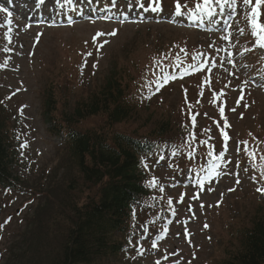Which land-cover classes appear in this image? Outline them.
I'll return each mask as SVG.
<instances>
[{
  "label": "rangeland",
  "instance_id": "1",
  "mask_svg": "<svg viewBox=\"0 0 264 264\" xmlns=\"http://www.w3.org/2000/svg\"><path fill=\"white\" fill-rule=\"evenodd\" d=\"M2 1L0 9L6 11H0V117L17 143L22 187L33 188V181L48 175L50 192L44 201V196L24 189L0 190V264H14L11 250L38 218L50 227L54 220L51 229L57 228L61 220L56 205L63 196L68 198L62 192L67 176L57 167L63 151L60 138L50 136L42 121L43 90L47 86L55 90L54 115L59 117L65 102L70 111L78 97L96 91L113 65L126 67L136 81L126 86L135 98L139 120L169 119L178 144L167 145L163 156L149 157L144 165L154 193L153 207L148 214H136L132 234L136 240L126 247V263L221 264L231 257L238 249V231L249 225L257 208L264 209V194L257 192L264 188L259 168L264 164L260 160L264 155V48L251 35L245 16L250 10L243 8L241 0L231 16L223 0L219 5L213 2L214 17L191 14L183 7V14L176 15L177 0H162L158 12L151 10L157 6L155 0H44L42 4L7 0L12 8ZM195 2L179 0L189 9ZM96 11L102 13L77 16ZM260 12L259 22L264 23V6ZM49 14L61 20L54 23ZM225 29L231 32L228 40L222 39L228 35ZM113 31L115 36L108 35ZM146 103L144 111L141 107ZM139 120L114 128L133 130ZM102 123L103 118H88L80 130ZM222 132L229 136L227 142ZM190 135H194L191 141ZM243 141L255 151V161L244 151ZM24 142L28 146L21 148ZM222 151L223 159H217ZM213 165H219L215 172ZM153 178L156 187L150 186ZM75 181L80 189L78 202L94 193L92 188L84 190L79 177ZM50 236L46 243L54 249L51 242L56 247L58 237L53 241ZM47 260L44 257L39 263Z\"/></svg>",
  "mask_w": 264,
  "mask_h": 264
},
{
  "label": "trees",
  "instance_id": "2",
  "mask_svg": "<svg viewBox=\"0 0 264 264\" xmlns=\"http://www.w3.org/2000/svg\"><path fill=\"white\" fill-rule=\"evenodd\" d=\"M135 82L126 67L113 65L96 91L78 97L70 111L69 102H65L59 117L54 115L55 90L48 86L43 90L42 121L50 136L62 138L63 151L57 167H62L67 176L62 192L69 200L63 196L56 205L55 212L61 220L57 228L51 229L56 225L54 220L50 227L48 221L38 218L32 229L29 225L24 235H19L18 244L11 250L14 264H41L44 257L48 260L43 264H127L126 247L134 242L138 207L145 208L140 209L142 213L153 207L150 200L154 193L148 187L141 156L159 153L165 144H177L169 119L154 121L151 116L139 120L136 116L138 107L126 86ZM147 106L144 104L142 110L147 111ZM95 117L103 118L101 127L80 130L83 120ZM135 119L140 124L133 130L114 128ZM142 129L147 132L140 133ZM16 144L8 134L5 118L0 117V190L24 189L30 195L44 196L46 201L50 192L48 175L33 181V188L22 187ZM69 169L73 172L68 173ZM77 177L84 190L94 191L82 202H78ZM41 209L38 206L40 212ZM250 216L249 225L238 231L237 251L221 264H264V209L257 208ZM50 234L53 241L58 237L56 247L51 242L54 249L46 243ZM14 239L11 243H15Z\"/></svg>",
  "mask_w": 264,
  "mask_h": 264
},
{
  "label": "snow or ice",
  "instance_id": "3",
  "mask_svg": "<svg viewBox=\"0 0 264 264\" xmlns=\"http://www.w3.org/2000/svg\"><path fill=\"white\" fill-rule=\"evenodd\" d=\"M39 2L42 4L44 2V0H39ZM137 2H139V0H137ZM213 2H215L217 5H219L221 3V0H203V2H199V0H196L194 7L189 9L187 4H184L183 6L179 3V0H177V3L175 5V14L176 15H182V7L184 9H186L187 11H189L191 14H203L206 17H214L216 15L214 8L212 7ZM242 2V6L244 9L246 10H250V11H246L245 12V16L247 17V20L249 22V24L251 25V35L253 37L256 38V44L259 45L261 48H264V23H260L259 22V17L261 15L260 9L262 6H264V0H255V2H253V0H241ZM155 3L157 6L155 7H151V10L153 12H158V11H162V0H155ZM223 3L226 4L228 6V8L230 9L229 12V16H231L232 14H234L237 10V0H223ZM140 7H144V5L141 3ZM0 11H6L5 9H0ZM221 11H223V8H221ZM231 26H229L230 28ZM225 31H228V29H225ZM240 34L242 35L244 30L240 29ZM117 33L116 31H113L111 33H109L108 35H113L115 36ZM231 36V32L228 31V35L223 36L222 39L223 40H228ZM105 43H107V41H105ZM100 47H103V45H101ZM211 47V45H210ZM247 51V49H246ZM87 55H92V53H88ZM243 55V54H242ZM229 63H233L232 60L228 61ZM85 64H86V60H85ZM97 65H93V67H96ZM235 66V65H234ZM241 67H246V65H241ZM81 71H83V68L81 69ZM230 75L232 73H229ZM165 80H167V77H165ZM245 85L248 83L247 81L244 82ZM241 92L243 93V89H241ZM243 98V97H241ZM237 104H239V101H237ZM245 107H247V105H245ZM232 111H235V109H232ZM221 112V116L223 117L224 114V109L221 108L220 109ZM23 113L21 112V115ZM195 121V117H193V122ZM225 125H227V120L225 118ZM223 138L224 141L227 142L229 140V136L227 135V133H223ZM194 139V135H190L189 140H193ZM201 143H207V141H201ZM245 145L244 151L247 153V155L253 160H256V155H255V151L254 150H250L248 148V141H243L242 142ZM27 142H24L21 144V148H26ZM239 151V148L237 149ZM176 153L173 152V155H175ZM194 154L193 152H189V156H192ZM209 156L212 155L211 152L208 153ZM224 157V152L222 151L219 155V157H217V159H223ZM162 158V157H161ZM260 160L264 161V155L260 156ZM219 165H213L212 166V171L215 172V169L218 167ZM253 167H257V165L255 163H253L252 165ZM145 167H147V165H145ZM260 168V175L261 178H264V164L259 165ZM245 171H247V169H245ZM255 179V178H253ZM201 185L203 184V181H200ZM236 183L239 184L240 180L237 179ZM156 180L155 178H153V180L150 182V186L152 187H156ZM161 192L164 191V189L161 187L159 189ZM235 189H229V191H234ZM257 192H261L262 194H264V188H257ZM168 204L171 205L172 204V200L169 199L168 200ZM203 206V205H202ZM205 227H207V225H205ZM157 264H159V262L157 261Z\"/></svg>",
  "mask_w": 264,
  "mask_h": 264
},
{
  "label": "bare ground",
  "instance_id": "4",
  "mask_svg": "<svg viewBox=\"0 0 264 264\" xmlns=\"http://www.w3.org/2000/svg\"><path fill=\"white\" fill-rule=\"evenodd\" d=\"M51 16V15H50Z\"/></svg>",
  "mask_w": 264,
  "mask_h": 264
}]
</instances>
